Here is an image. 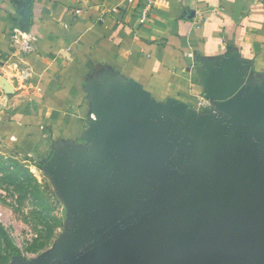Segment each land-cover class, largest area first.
Wrapping results in <instances>:
<instances>
[{"label": "water", "instance_id": "obj_1", "mask_svg": "<svg viewBox=\"0 0 264 264\" xmlns=\"http://www.w3.org/2000/svg\"><path fill=\"white\" fill-rule=\"evenodd\" d=\"M202 64L200 110L111 68L86 79L85 128L37 161L65 230L12 264H264V73L231 49Z\"/></svg>", "mask_w": 264, "mask_h": 264}, {"label": "crops", "instance_id": "obj_2", "mask_svg": "<svg viewBox=\"0 0 264 264\" xmlns=\"http://www.w3.org/2000/svg\"><path fill=\"white\" fill-rule=\"evenodd\" d=\"M0 0V143L30 157L85 128L86 79L113 69L197 108L203 62L235 50L264 73V0ZM46 144H48L46 146Z\"/></svg>", "mask_w": 264, "mask_h": 264}, {"label": "rangeland", "instance_id": "obj_3", "mask_svg": "<svg viewBox=\"0 0 264 264\" xmlns=\"http://www.w3.org/2000/svg\"><path fill=\"white\" fill-rule=\"evenodd\" d=\"M7 94L0 85V112L8 107ZM39 152L24 157L0 143V264H12L13 257L36 258L65 230L67 211L37 165Z\"/></svg>", "mask_w": 264, "mask_h": 264}, {"label": "built area", "instance_id": "obj_4", "mask_svg": "<svg viewBox=\"0 0 264 264\" xmlns=\"http://www.w3.org/2000/svg\"><path fill=\"white\" fill-rule=\"evenodd\" d=\"M129 1L139 5L141 9L139 22L141 24L146 23L152 14V10L154 8V4L156 0H129ZM206 102L207 101L205 99L201 98L199 106H197V108L204 107L206 105Z\"/></svg>", "mask_w": 264, "mask_h": 264}, {"label": "flooded vegetation", "instance_id": "obj_5", "mask_svg": "<svg viewBox=\"0 0 264 264\" xmlns=\"http://www.w3.org/2000/svg\"><path fill=\"white\" fill-rule=\"evenodd\" d=\"M48 151L39 152V160L46 158Z\"/></svg>", "mask_w": 264, "mask_h": 264}]
</instances>
